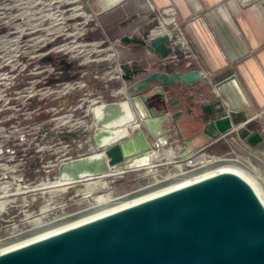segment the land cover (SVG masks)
<instances>
[{
  "label": "water",
  "instance_id": "water-1",
  "mask_svg": "<svg viewBox=\"0 0 264 264\" xmlns=\"http://www.w3.org/2000/svg\"><path fill=\"white\" fill-rule=\"evenodd\" d=\"M120 41L151 48L162 60L171 53L166 35L149 41L136 36ZM60 65L72 72H66L63 80H74L82 73L89 80L94 73L89 65L68 62L65 55ZM104 66L103 62L94 67ZM120 69L125 85L121 101L98 105L91 113V144L97 151L62 163L56 171L61 182L134 169L127 165L152 158L153 143L162 148L182 144L178 160L201 152L234 134L238 113L231 106L246 114L237 133L242 140L253 123L264 124L233 74L214 82L228 108L217 99L194 109L196 103L191 102L184 111L181 102L166 101L165 89L174 83H197L198 72L148 74L128 63H121ZM152 83L157 86L151 87ZM75 96L62 97L53 105L73 104ZM0 264H264V215L243 184L231 177L218 178L10 256Z\"/></svg>",
  "mask_w": 264,
  "mask_h": 264
},
{
  "label": "built area",
  "instance_id": "built-area-1",
  "mask_svg": "<svg viewBox=\"0 0 264 264\" xmlns=\"http://www.w3.org/2000/svg\"><path fill=\"white\" fill-rule=\"evenodd\" d=\"M259 1L221 0L220 7L235 3L239 8L254 6L264 12ZM19 5L0 7V197L5 191L7 197L22 196L24 200L30 197V201H34L38 192L41 195L51 192L54 196L49 200L43 198L45 204L38 210L32 207L29 212V205L21 209L23 218L26 214L36 218L60 206L53 198L56 191H47L46 184L58 182L68 189L77 183L61 182L56 175L58 167L97 151L91 144L92 110L122 99L117 89H111L107 95V84L118 82L121 89L125 85L115 44L102 39L88 40V34L99 27L97 15L87 11L82 0H25L23 6ZM150 8L155 14L152 18L155 24L141 39L168 37L171 53L159 60L162 67L172 69L168 74L177 72L175 69L198 72L201 80L210 85L213 98H200L198 107L220 99L228 108L229 104L214 89L212 75L201 68L198 55L174 11L156 10L151 4ZM11 10L16 13H10ZM94 52L107 54L96 59L91 57ZM61 55H65L68 62L77 60L81 65L107 62V66L94 70L92 75L93 80L105 88L90 86L85 73L74 80H63L66 72H72L60 65ZM86 56L90 58L87 63L84 62ZM47 58L51 59L44 61ZM73 95H76L75 103L63 107L53 105L54 101ZM226 112L229 115L230 111ZM225 139L216 140L215 144ZM153 147L157 149L158 145ZM31 177L35 178L31 180ZM12 202L7 205L11 207Z\"/></svg>",
  "mask_w": 264,
  "mask_h": 264
},
{
  "label": "crops",
  "instance_id": "crops-1",
  "mask_svg": "<svg viewBox=\"0 0 264 264\" xmlns=\"http://www.w3.org/2000/svg\"><path fill=\"white\" fill-rule=\"evenodd\" d=\"M220 3L221 0H88L85 1L86 9L97 15L99 27L88 38L106 39L115 44L119 62L143 66L157 64L160 57L151 48L120 40L134 36L141 39L153 27L155 14L150 4L156 10L170 9L184 26L201 68L212 75L214 82L235 75L257 117H264V12L254 6L239 8L235 3L222 8ZM259 5L264 7V0H260ZM109 86L120 87L118 97L121 98L120 83L111 82L106 87ZM209 91L201 90L200 93L206 95ZM231 109L238 113L239 125L246 114L239 107L231 106ZM246 142L264 161V124L253 123ZM210 147L203 151L207 152ZM182 148V145L168 146L163 151L165 155L169 151L176 155ZM127 166L134 168L135 165Z\"/></svg>",
  "mask_w": 264,
  "mask_h": 264
},
{
  "label": "bare ground",
  "instance_id": "bare-ground-1",
  "mask_svg": "<svg viewBox=\"0 0 264 264\" xmlns=\"http://www.w3.org/2000/svg\"><path fill=\"white\" fill-rule=\"evenodd\" d=\"M84 62L87 63L89 60L85 58ZM124 87L121 89L122 93ZM239 128H242L241 124L234 129L235 136ZM154 144L158 145V148L153 147L152 158L140 159L134 166V169L137 167L145 169L146 175L154 178L152 183L121 196L106 194L91 198V193L96 185L105 188V183H102V180L108 176L121 175L124 170L116 169L103 177L87 179L89 183L85 182V189L83 190L85 199L83 201L90 203V205L73 214L56 215L50 218L51 220L43 219L45 216L49 217L47 214L36 218L26 214L24 219L26 223L31 225L32 230L25 233V230H18L14 225L10 235L6 239H0V261L218 178L231 177L243 184L264 215V179L256 169H252L245 162H242L241 157L229 159L224 156H213L208 158L209 156L201 151L186 157L185 161L177 163L175 154L169 151L165 155L163 151L165 148H162L158 143ZM164 165L174 167L176 172H171L165 178L163 176V178L157 179L158 170ZM182 166L189 169H184ZM82 184L84 185V183ZM44 188L53 192H65L67 187L59 186L58 182H50ZM7 196L8 192L5 193L4 191L0 197V212H3L7 204L11 202L6 199Z\"/></svg>",
  "mask_w": 264,
  "mask_h": 264
},
{
  "label": "rangeland",
  "instance_id": "rangeland-1",
  "mask_svg": "<svg viewBox=\"0 0 264 264\" xmlns=\"http://www.w3.org/2000/svg\"><path fill=\"white\" fill-rule=\"evenodd\" d=\"M24 1L25 0H0V7L3 4L9 5V6H15L16 4H20L19 6H23ZM85 1H88V0H82L84 5H85ZM8 12H10V11H8ZM10 13H16V10H11ZM97 31L98 30L92 31L90 33H94ZM90 33L88 34V36L90 35ZM88 36H87V38H88ZM88 40H99V39H96V38H90L89 39L88 38ZM104 41H108V40L105 39ZM108 42L111 43L110 41H108ZM106 54L94 52L91 54V57L99 59L101 57H105ZM116 56H117V54H116ZM85 58L90 60V58L88 56H86ZM84 61H85V59H84ZM121 63H123V62H121ZM93 65L95 66L94 63H91L89 65L91 67V69L89 70L90 72H91V70H93V71L95 70V67ZM107 65H108V63L105 62V66H107ZM129 65L131 67L132 66L133 67L138 66L139 68L145 69L147 71L148 70H151V71L156 70V71H159L161 73L172 72V69L168 70V69L163 68L162 65L159 63V61L157 64H154V65L151 64L149 66H143V65H140L137 63L129 64ZM104 67H102V68H104ZM175 71L181 72L182 69L181 70L175 69ZM87 82L90 83V86L100 88V89L105 88L103 85L99 84L98 82H95V80H93V78H92V75H91L90 79L87 80ZM113 83H116V82H113ZM155 86H157L156 83L151 84V87H155ZM111 89L119 90L120 87H117V86L106 87L105 91H106L107 95L110 93ZM201 90H206V91L210 90V91H209V94L202 95L200 93ZM213 96L214 95L212 94V89H211L210 85H207L205 83V81H203V80H200L197 83L191 84L189 86H185L181 83H174V84L168 85L167 88L165 89L166 101L167 102H174V101L181 102V106H182L181 108L184 111L191 108L189 106V104L191 102L196 103V105H194V107H193V109H194L197 107V103L201 100L200 98H204V99L209 100V99L213 98ZM122 97H123V93H122ZM178 145H180V144H177V145L174 144L171 147H176ZM182 150H183V148H182ZM181 151H180V153H181ZM180 153H178V154H180ZM178 154H176V155H178ZM205 154L207 156H209L208 158L213 157V156H224L226 158L233 159V158H236L237 156H239V158L241 157L244 159V160L241 159V161L245 162L246 165H248L252 169L257 168L256 171L260 175H262V178L264 179V161L255 152H252V150L249 148L246 140H242L240 138V136L238 137L237 135L236 136L234 135V136H231L230 138H227L225 141L218 142L217 144L210 147V149L207 152H205ZM210 155H213V156H210ZM182 167L184 169H189L186 166H182ZM175 170L176 169L170 165H167V166L164 165L161 168H159V170H158L159 176H157V179H161V178H163V176L165 178V176H167L171 172L172 173L176 172ZM112 176H110V177L108 176V178L102 180V183H105V186H106L105 188L100 187V185H96L94 191L91 193V198H93L94 196L106 195V194H111L112 196H121L125 193L136 191V190L148 185L149 183H152L154 180L153 177L146 175V170L143 168H139L136 171L134 170V171H129V172H123V174L115 176V177H112ZM149 177H151V178H149ZM34 178L35 177H31L30 179L32 180ZM38 178L41 179V176H38ZM85 182L89 183V180L79 181V182L75 183L76 186L74 184L73 187L66 189L65 192H60V193L56 192L55 197H53V198L56 199V202H55L56 205L60 204V206H58V207L56 206L55 208H52L50 212H47V215L49 217H43V219L51 220L50 218H52L56 215H59V214L61 216L65 215V214H71V213L73 214V213L78 212L80 209L85 208L88 205H90V203L83 201L85 199L83 197V190L85 189V184H86ZM78 183H79V185H78ZM82 183H84V185ZM38 191H40V190H38ZM47 191H49V190H47ZM52 196H54V195L51 192L44 193L42 195H41V192H38L34 198V201H30V197L29 198L26 197L25 200L22 196H16L15 199L13 196L7 197V200L9 199L10 201H13V202L11 203V205H12L11 207H10V205H7V209L4 212H0V239H6L10 235L9 233L11 231H13L14 225L17 227L18 230H21V231L30 229L31 225L26 223L25 219L23 218V213H22L21 209H23L29 205V208H30L29 212H31V210H33L32 207L35 208V210H38L39 206L45 204L43 202V198H44V200H49V198ZM86 200H89V199H86ZM26 201L28 202L27 205H25ZM54 213H56V214H54Z\"/></svg>",
  "mask_w": 264,
  "mask_h": 264
},
{
  "label": "flooded vegetation",
  "instance_id": "flooded-vegetation-1",
  "mask_svg": "<svg viewBox=\"0 0 264 264\" xmlns=\"http://www.w3.org/2000/svg\"><path fill=\"white\" fill-rule=\"evenodd\" d=\"M31 228H32V227H31ZM31 228H30V229H28L27 231L25 230V233H26V232H29V231H31V230H32Z\"/></svg>",
  "mask_w": 264,
  "mask_h": 264
}]
</instances>
